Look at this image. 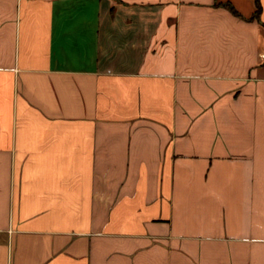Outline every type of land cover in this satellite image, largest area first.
I'll use <instances>...</instances> for the list:
<instances>
[{"label": "crops", "instance_id": "crops-1", "mask_svg": "<svg viewBox=\"0 0 264 264\" xmlns=\"http://www.w3.org/2000/svg\"><path fill=\"white\" fill-rule=\"evenodd\" d=\"M259 1L0 0V264H264Z\"/></svg>", "mask_w": 264, "mask_h": 264}, {"label": "trees", "instance_id": "trees-1", "mask_svg": "<svg viewBox=\"0 0 264 264\" xmlns=\"http://www.w3.org/2000/svg\"><path fill=\"white\" fill-rule=\"evenodd\" d=\"M224 5L227 6L228 8H231V10L234 13L236 12V14H239V12L237 11V9L231 3L225 2ZM260 11H261L260 1L259 0H256V10H255V13H254L253 17H259Z\"/></svg>", "mask_w": 264, "mask_h": 264}]
</instances>
